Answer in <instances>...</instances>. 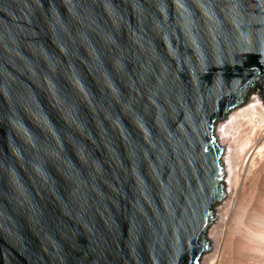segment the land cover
<instances>
[{
	"label": "water",
	"instance_id": "obj_1",
	"mask_svg": "<svg viewBox=\"0 0 264 264\" xmlns=\"http://www.w3.org/2000/svg\"><path fill=\"white\" fill-rule=\"evenodd\" d=\"M254 86L264 0H0V264H198Z\"/></svg>",
	"mask_w": 264,
	"mask_h": 264
},
{
	"label": "bare ground",
	"instance_id": "obj_2",
	"mask_svg": "<svg viewBox=\"0 0 264 264\" xmlns=\"http://www.w3.org/2000/svg\"><path fill=\"white\" fill-rule=\"evenodd\" d=\"M258 95H247L229 111L230 120L216 126L221 145L228 144L223 155L230 170L198 264H264V105Z\"/></svg>",
	"mask_w": 264,
	"mask_h": 264
},
{
	"label": "rangeland",
	"instance_id": "obj_3",
	"mask_svg": "<svg viewBox=\"0 0 264 264\" xmlns=\"http://www.w3.org/2000/svg\"><path fill=\"white\" fill-rule=\"evenodd\" d=\"M257 93H260V91H259V88L257 87V86H254L253 87V89L251 90V92L250 93H248L247 95H249V94H254V95H257ZM246 95V96H247ZM230 111V110H229ZM229 113V112H228ZM228 113H226V115L222 118V119H219L217 122H216V126H217V124L219 123V122H221V121H229L230 120V115L228 114ZM215 130H216V128H215ZM218 142L220 143V141L218 140ZM221 144V143H220ZM230 144H231V142H230ZM228 148V144L227 145H225L224 146V151H226V149ZM240 155L241 154H243V151H241L240 153H239ZM222 165H223V167H224V176H223V184H224V189L226 190L227 189V185H228V174H229V170H230V168H229V166H228V164H227V162H226V160H224V155H222ZM216 204V203H215ZM214 204V205H215ZM214 209V206H213V208H212V210ZM214 211V210H213ZM213 217H214V214H213ZM206 235H207V231H206ZM206 240H207V244L209 243V239L207 238V236H206ZM254 250L255 251H257L255 248H254ZM205 252H206V250H205Z\"/></svg>",
	"mask_w": 264,
	"mask_h": 264
}]
</instances>
